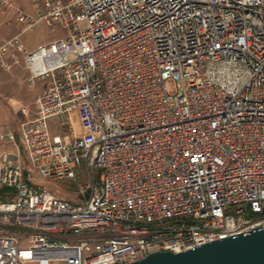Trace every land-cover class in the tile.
Segmentation results:
<instances>
[{
	"label": "built area",
	"instance_id": "2783aa9c",
	"mask_svg": "<svg viewBox=\"0 0 264 264\" xmlns=\"http://www.w3.org/2000/svg\"><path fill=\"white\" fill-rule=\"evenodd\" d=\"M0 8L67 33L26 57L48 86L22 109L28 168L20 147L0 153V264H125L264 226V0Z\"/></svg>",
	"mask_w": 264,
	"mask_h": 264
},
{
	"label": "rangeland",
	"instance_id": "374dc122",
	"mask_svg": "<svg viewBox=\"0 0 264 264\" xmlns=\"http://www.w3.org/2000/svg\"><path fill=\"white\" fill-rule=\"evenodd\" d=\"M2 10L5 11V9H1L0 23L5 25L11 20L9 15H7V13L4 14ZM17 27L19 28V25H17ZM16 31L17 30L13 33H16ZM13 33L11 32L10 35ZM10 35H2L0 39L3 40ZM66 37L67 33L63 27L50 28L46 24L40 23L36 25L33 30L23 34L21 40L26 46V49L32 51L41 45L49 44ZM24 61L25 58L20 56L18 64L16 66H11L9 70H6L0 62V153L5 151L16 153V148L11 145H4V143L1 142L3 141L1 138L7 133H12L14 135L18 133L19 125L23 120L21 109L24 107L33 109L36 105L37 96L48 86L47 80H36L34 84L32 83L30 72L25 68ZM3 131L5 132L2 133ZM17 137L18 139L16 142H19L22 146L19 135ZM24 152L25 156L26 151L24 150ZM92 171L95 179L98 181V171L96 169H92ZM78 181L85 185L88 183V178L84 170L79 171ZM42 186L52 194L63 197L69 201H80L78 185L75 182L66 181L59 183L48 181L44 182Z\"/></svg>",
	"mask_w": 264,
	"mask_h": 264
},
{
	"label": "water",
	"instance_id": "95a60500",
	"mask_svg": "<svg viewBox=\"0 0 264 264\" xmlns=\"http://www.w3.org/2000/svg\"><path fill=\"white\" fill-rule=\"evenodd\" d=\"M125 264H264V226L181 253L156 252Z\"/></svg>",
	"mask_w": 264,
	"mask_h": 264
},
{
	"label": "crops",
	"instance_id": "0c3cea01",
	"mask_svg": "<svg viewBox=\"0 0 264 264\" xmlns=\"http://www.w3.org/2000/svg\"><path fill=\"white\" fill-rule=\"evenodd\" d=\"M36 1L37 0H12V2L14 3V5L16 7L20 8V9H22L28 13H31V14L34 13V4ZM38 1H40V0H38ZM3 12H4V14L7 13V15H9L11 21H9V23L5 24V25H2L0 23V36H2V35L8 36L11 34V32L13 33V32H15V30H17V31H16V33H13L12 35H10L7 38H4L3 40L0 39V46H2L6 41H8V40H10L16 36H20V40H21L22 35L25 34L26 32H28V31H25V26L18 21L17 17L15 16V14L12 11H10V9H6ZM0 13H2L1 9H0ZM17 25H19V28L17 27ZM3 27H5V28H3ZM4 33H6V34H4ZM35 50L36 49H34L32 51H28L26 49V46L23 44V42L21 40V48H17V49H13V50L8 51L7 55L5 56L4 61L0 60V62L2 63L3 67L6 70H9L11 68V66H16L18 64L19 58H20V56H22L25 58V61H24L25 62V68L29 71V69L26 66V57L29 53H32ZM30 76H31V74H30ZM24 108H26V107H24ZM22 109H21V114H22ZM36 110H37V104L34 106L33 109H28L30 115H33L36 112ZM22 116H23V120H24L25 116L23 114H22ZM23 120H22V122H23ZM21 123H20V125H21ZM20 125H19V129H18V133L15 136H16V140H17L18 139L17 136L19 135L21 142H22V146L19 144V142L17 143L16 141H1V142L4 143V145H11L12 147H15L16 150H17V146L20 147L21 153H22L23 164L26 168H28V162H27L26 154L24 156L25 147H23L24 143H23L22 138H21ZM7 131H10V130H7ZM4 132L5 131H3L2 133H4ZM10 142H13L14 144L10 143ZM5 152H7V151H5Z\"/></svg>",
	"mask_w": 264,
	"mask_h": 264
},
{
	"label": "trees",
	"instance_id": "16d2710c",
	"mask_svg": "<svg viewBox=\"0 0 264 264\" xmlns=\"http://www.w3.org/2000/svg\"><path fill=\"white\" fill-rule=\"evenodd\" d=\"M97 177H98V180H99L100 179V173H98V176Z\"/></svg>",
	"mask_w": 264,
	"mask_h": 264
}]
</instances>
